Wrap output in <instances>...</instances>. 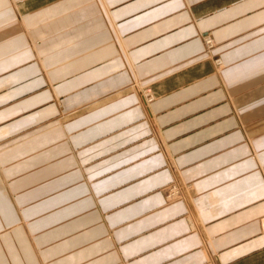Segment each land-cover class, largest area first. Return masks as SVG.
Instances as JSON below:
<instances>
[{
    "label": "crops",
    "instance_id": "0c3cea01",
    "mask_svg": "<svg viewBox=\"0 0 264 264\" xmlns=\"http://www.w3.org/2000/svg\"><path fill=\"white\" fill-rule=\"evenodd\" d=\"M0 264H264V0H0Z\"/></svg>",
    "mask_w": 264,
    "mask_h": 264
},
{
    "label": "bare ground",
    "instance_id": "6f19581e",
    "mask_svg": "<svg viewBox=\"0 0 264 264\" xmlns=\"http://www.w3.org/2000/svg\"><path fill=\"white\" fill-rule=\"evenodd\" d=\"M205 41H209L208 43H207V46H209V47H211L210 48V50L208 51V54L211 52V50L213 49V44H212V42H211V40L209 39V38H206L205 39ZM214 63H215V65H216V67H219V66H222V64H221V62H220V60H216V61H214ZM133 85H136V86H134V87H136V88H138L139 90H146V91H144L143 93H141L142 95V98H143V103H144V105L145 106H149L152 102H153V95H152V93L150 92V91H148V88L146 89V87L144 86L143 87V83L141 84V83H135V84H133ZM132 88H133V86H132ZM135 88V89H136ZM148 95V98H149V100H148V98H146V97H144V95Z\"/></svg>",
    "mask_w": 264,
    "mask_h": 264
},
{
    "label": "rangeland",
    "instance_id": "374dc122",
    "mask_svg": "<svg viewBox=\"0 0 264 264\" xmlns=\"http://www.w3.org/2000/svg\"><path fill=\"white\" fill-rule=\"evenodd\" d=\"M205 38H206V37H204L203 40H204ZM203 43H204V41H203ZM204 46H205V45H204ZM204 51H205L206 53H208V51L206 50V48L204 49ZM206 53H205V54H206ZM213 59H214V61L218 60V58L215 57V56H214ZM215 66H216V65H215ZM219 67H221V66H219ZM219 67H218V68H219ZM133 84H134V83H133ZM133 84H132L131 86H133V89H135L136 87H134V86H136V85H133ZM144 86H146V85L143 84V87H144ZM146 89H147V88H146ZM135 90L138 91V92H140V93H141V92L143 93V92L145 91V90H144V91H143V90L141 91V90H139L138 88H136ZM148 91H149V89H148ZM169 191H170V189H168V190L165 192V196H164V197H165L166 199H168V194H167V193H169Z\"/></svg>",
    "mask_w": 264,
    "mask_h": 264
},
{
    "label": "built area",
    "instance_id": "2783aa9c",
    "mask_svg": "<svg viewBox=\"0 0 264 264\" xmlns=\"http://www.w3.org/2000/svg\"><path fill=\"white\" fill-rule=\"evenodd\" d=\"M205 39H206V38H205ZM205 39H204V45H205L206 50L209 51L211 47L207 46V43H208L209 41H205ZM145 91H146V90H145ZM144 97L148 98V95L146 94V95H144ZM148 100H149V98H148Z\"/></svg>",
    "mask_w": 264,
    "mask_h": 264
}]
</instances>
